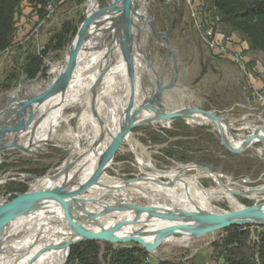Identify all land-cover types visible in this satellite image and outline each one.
<instances>
[{
    "label": "rangeland",
    "instance_id": "1",
    "mask_svg": "<svg viewBox=\"0 0 264 264\" xmlns=\"http://www.w3.org/2000/svg\"><path fill=\"white\" fill-rule=\"evenodd\" d=\"M59 1L48 0L46 6L34 0H22L20 4L11 45L0 54L2 128L3 125L9 126L11 120L17 119L20 109L23 111L21 120H29L33 126L45 124L49 119V111L41 112L38 108L48 105V109H51L60 99L56 87L60 80L54 69L65 63L82 24L88 18L91 0H67L64 3ZM134 1V9L140 11L144 6L149 18L150 31L144 35L146 42L143 54L145 67L151 66L154 70V75H144L138 86L145 93L151 92L154 86L152 82L156 86L157 79L158 89L153 90L154 93L159 92V87L163 88L160 96L162 107L154 104L151 112H155V115L162 112L161 116L164 113L201 109L213 113L224 123L219 127L217 122L201 115L173 120H165L159 116L156 117L158 120L147 124L144 122L133 125L132 131L139 146L148 148L151 162L157 170L170 171L183 166H195L223 175L224 183L229 178L246 187L264 186V143L255 140L240 152H234L225 141L227 139V143L236 148L257 133H264V107L256 102L252 88L241 72L229 58L216 54L200 41L188 0H148L146 3L144 0ZM109 2L110 0H97L99 11L107 9ZM114 19L116 17H111L112 21ZM115 25L116 23L107 28ZM213 27L223 35L238 34L242 41L246 40L223 21L221 14L215 15ZM59 34L66 36L65 42L62 41L65 49L57 51L53 43H56ZM106 36V42L112 43L115 34ZM130 54L133 58L135 50ZM246 54L252 62L251 66L259 67L260 74L257 77L262 85L258 81L256 84L264 86L263 54L252 49ZM33 57L43 59L45 72L31 80L26 69ZM106 58L93 71L100 68ZM69 106L62 110L56 133L67 131V127L76 129L77 113L90 112V108L82 107L80 110L78 104ZM96 111L99 114L97 109ZM89 116L81 117L87 119ZM71 143L70 139H62L57 142L48 141L41 148L31 151L21 145H10L1 149L0 196L5 201V206L16 204L28 194L34 178L52 177L61 172V166L72 156ZM128 147L124 143L115 152L113 165L107 170L110 177L127 180L140 175L136 152ZM188 174L196 175L194 171ZM3 178L6 179L2 180ZM200 182L205 188L216 185L212 179L207 178L200 179ZM239 199L245 207L253 206L257 202L247 197ZM262 203L264 201L258 204ZM228 204L219 202L216 206L220 210L230 211L232 208ZM246 227L252 232L253 242L264 232V225L261 224ZM226 235L227 232L223 229L215 230L184 245L162 243L153 252H147L143 245L133 241L104 244L113 248L138 246L148 254L143 259L144 264H220L223 261L222 255L213 246Z\"/></svg>",
    "mask_w": 264,
    "mask_h": 264
},
{
    "label": "bare ground",
    "instance_id": "2",
    "mask_svg": "<svg viewBox=\"0 0 264 264\" xmlns=\"http://www.w3.org/2000/svg\"><path fill=\"white\" fill-rule=\"evenodd\" d=\"M144 1L146 3L148 0ZM141 8L140 11L135 10L137 17L133 31L134 42L127 52L129 61L126 56L124 63L107 79L95 101L98 117L84 112L81 116L92 117L86 119L77 116L76 129L67 127V131L56 133L57 123L64 108L70 107L71 104L90 108L88 91L98 79L101 68L96 71L93 69L100 64L106 53L110 55L119 41L118 18L111 20V17H115L114 14H107L105 22L101 25L96 22L90 29H85L82 32L83 42L68 54L63 66L55 67L54 72L58 73L66 95L64 93L51 109H48V105L38 108L41 112L49 111L48 121L33 126L21 120L23 111L20 109L17 119L11 120V124L7 125L9 131L0 139V150L16 144L31 151L41 148L45 145L43 143L48 141L70 139L72 156L61 166V172L58 174L34 178L28 194L50 192L53 194L50 197L53 201L45 203L34 200L28 208L29 214L13 219L4 227L0 233V264H65L69 250L61 248L60 245L83 234L114 232L123 213L106 214L100 217L101 219H93L95 216L90 214L104 212L117 205L148 206L207 219H227L232 215L237 217L246 208L240 203L239 197L255 199V204L264 201V186L246 187L229 178L228 182L224 183L223 175L200 167L183 166L181 169L170 171L157 170L151 162L148 148L139 146L135 140L133 125L158 120L160 114L155 115L151 110L154 108L152 106H155L154 100L162 101L153 91L158 89L157 79L156 86L152 82L154 86L151 92L145 93L138 86L144 75H154L153 68L145 67L144 63V35L150 31V22L145 7ZM89 10L91 16L98 14L97 0L90 1ZM115 23V27L107 28ZM111 32H116L117 37L109 44L106 42V35ZM134 50L132 58L129 54ZM105 62L106 60L103 63ZM1 124L0 131L3 130ZM256 135V140L264 142L263 132ZM228 142L232 143L230 140ZM4 143L8 145H3ZM124 143L136 152L138 168L141 171L140 175L127 180L112 178L107 173L114 162L113 149ZM243 146L244 143L236 148ZM192 171L196 175L188 174ZM97 173L100 174L98 179ZM203 178L212 179L215 187L205 188L200 182ZM4 179L6 178L2 180ZM61 189L71 191L61 194ZM60 202L69 204V212H66ZM219 202L229 203L232 209L220 210L216 206ZM7 208L0 196V214ZM258 219L264 220V211L255 218V222H259ZM128 220V223L114 234L113 239L127 241L135 236L151 250L162 243L184 245L210 232L148 216ZM141 230L144 232H140ZM137 232L139 234H136Z\"/></svg>",
    "mask_w": 264,
    "mask_h": 264
},
{
    "label": "water",
    "instance_id": "3",
    "mask_svg": "<svg viewBox=\"0 0 264 264\" xmlns=\"http://www.w3.org/2000/svg\"><path fill=\"white\" fill-rule=\"evenodd\" d=\"M135 1L134 0H110L109 6L107 9L104 11H99L98 14L95 16H91L88 13V18L87 20L82 24L81 29L79 31L78 37L76 38V41L73 43V47L71 48L70 52L74 50L76 47H79V43L83 42L84 35H82V32L85 29H90L92 26L97 24L96 22L104 23V19L107 14H114L115 17L118 18V30H119V41L114 47L113 51L110 53H106L104 55V58H106V62L102 64L100 67V75L98 79L94 82L92 87L88 91V95L90 96V112L98 117L97 111L95 109V101L101 92L105 82L109 77L112 76L113 73L118 69V67L124 63L126 60L125 57L127 56V61L128 55L127 52L129 50V47L131 48L133 42H134V26H135V17L136 16V11L134 9L135 6ZM116 18V19H117ZM115 34V37H117L116 32H111ZM110 33V34H111ZM112 41V43L115 41ZM85 41V40H84ZM132 50V49H131ZM69 52V53H70ZM131 53V51H130ZM131 56V54H129ZM129 58L131 59V57ZM101 63V62H100ZM66 77V76H65ZM57 95L59 97H62L65 93L64 91V86L61 84V81L57 83ZM163 93V88L159 87V92L154 94L158 99L161 98L160 96ZM83 99V98H82ZM154 100V98H153ZM154 104H157L158 106H161V102L158 100H154ZM83 106H80V110H82ZM153 107V106H152ZM162 107V106H161ZM158 109V108H157ZM79 110V111H80ZM81 112L77 113V116H81ZM162 114V112H160ZM164 115V116H163ZM163 115L160 116V118H164L165 120H173V119H178V118H190V117H198L199 115L207 117L209 119L214 120L219 124V127H222L224 124L223 121L218 118L216 115H214L211 112L201 110V109H189V110H184V111H178V112H173L170 114L164 113ZM29 123L32 124L31 121L27 120ZM101 121V119H99ZM36 125V124H35ZM8 126L3 125V130L0 131L1 137L3 134L7 133L9 131ZM261 130V129H260ZM5 132V133H4ZM258 134V133H257ZM257 135H254L249 138V140L244 141V146L239 149H235L232 146H230L226 141V145L232 149L234 152H240L244 148H246L248 145L252 144L256 139ZM263 142V141H262ZM264 143V142H263ZM16 144H13L15 146ZM120 145L113 149V153L118 151V148ZM8 148V147H7ZM67 165V164H66ZM71 169V167L69 168ZM67 174V172H66ZM100 174L97 173V179L99 178ZM91 186V185H90ZM77 188V187H76ZM72 189V188H71ZM69 189V191H71ZM69 191L66 190H60L59 193L61 194H67ZM53 194L50 192H43V193H38L35 195H29L25 194L16 204L14 205H8V208L5 209L0 214V233L3 231L4 227L7 226L13 219L27 215L29 214L30 210H28L30 204L34 201H41L45 203H49L53 201L50 197ZM62 205L66 212L68 211V206L69 204L66 202L59 203ZM264 211V203L262 204H255L250 207L244 208L239 215H232L227 219H222V218H201V217H196L190 214L186 213H178V212H171V211H166V210H161L158 208H152L148 206H138V205H127V204H122L120 206L116 207H110L104 212H95L94 215L95 218L93 219H101L103 215L110 214V213H123V215L120 217V221L117 224L114 232H111L109 234H102V233H90V234H83L76 236L70 241L64 242L63 244L60 245L61 248H67L69 250L68 252V257L70 254V249L72 246L83 243V242H98V243H126V242H137L146 248L147 252H153L155 249L151 250L150 247L146 243H144L141 239L132 236L129 240L123 241V240H114V234L120 231L127 223L129 218H139L141 216H148V217H153V218H158V219H163L166 221H174L177 222L178 224H181L182 226H189L192 228H197V229H203L204 231H210L213 232L215 230H225L228 228H231L233 226L237 227H246L248 225L252 224H261L264 225V220L259 222H255V218H258L259 214ZM240 217V218H239ZM97 224L100 225V221L97 220ZM160 246V245H159ZM68 260V258H67ZM67 262V261H66Z\"/></svg>",
    "mask_w": 264,
    "mask_h": 264
},
{
    "label": "trees",
    "instance_id": "4",
    "mask_svg": "<svg viewBox=\"0 0 264 264\" xmlns=\"http://www.w3.org/2000/svg\"><path fill=\"white\" fill-rule=\"evenodd\" d=\"M46 6L48 0H34ZM22 0H0V54L11 45L12 34L17 11ZM216 12L221 14L223 21L238 31L249 43L250 49L260 52L264 56V0H216ZM76 29L72 32L73 36ZM65 34L56 38L54 49L64 50ZM65 42V40H64ZM52 44V43H51ZM29 79L34 80L40 73H44L43 59L30 58L26 69ZM227 235L214 248L220 251V264H264V232L259 234L258 240H251L252 232L249 227L225 229ZM147 253L138 246L113 248L104 243L83 242L74 245L66 264H144Z\"/></svg>",
    "mask_w": 264,
    "mask_h": 264
},
{
    "label": "built area",
    "instance_id": "5",
    "mask_svg": "<svg viewBox=\"0 0 264 264\" xmlns=\"http://www.w3.org/2000/svg\"><path fill=\"white\" fill-rule=\"evenodd\" d=\"M67 0H60L64 3ZM216 0H188L194 28L208 49L218 55L229 58L243 75L246 82L253 90L256 102L264 107V86L256 84L260 74L259 67L251 66L246 52L250 49L247 40L242 41L240 35H223L214 25V12Z\"/></svg>",
    "mask_w": 264,
    "mask_h": 264
},
{
    "label": "crops",
    "instance_id": "6",
    "mask_svg": "<svg viewBox=\"0 0 264 264\" xmlns=\"http://www.w3.org/2000/svg\"><path fill=\"white\" fill-rule=\"evenodd\" d=\"M257 81L260 85H262V81L259 78L257 79Z\"/></svg>",
    "mask_w": 264,
    "mask_h": 264
},
{
    "label": "flooded vegetation",
    "instance_id": "7",
    "mask_svg": "<svg viewBox=\"0 0 264 264\" xmlns=\"http://www.w3.org/2000/svg\"><path fill=\"white\" fill-rule=\"evenodd\" d=\"M196 34V33H195ZM200 41L203 43V41L201 40V38H200ZM203 45H205L204 43H203ZM206 46V45H205ZM253 91V90H252Z\"/></svg>",
    "mask_w": 264,
    "mask_h": 264
}]
</instances>
